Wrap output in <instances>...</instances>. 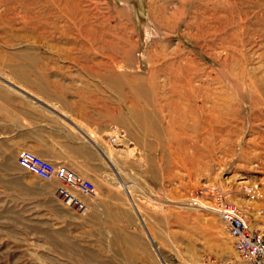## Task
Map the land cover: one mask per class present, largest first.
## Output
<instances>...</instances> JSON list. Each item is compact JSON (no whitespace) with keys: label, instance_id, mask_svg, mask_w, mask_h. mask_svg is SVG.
Here are the masks:
<instances>
[{"label":"rangeland","instance_id":"obj_1","mask_svg":"<svg viewBox=\"0 0 264 264\" xmlns=\"http://www.w3.org/2000/svg\"><path fill=\"white\" fill-rule=\"evenodd\" d=\"M0 76L114 141L83 210L0 117V264H243L206 208L264 230V0H0Z\"/></svg>","mask_w":264,"mask_h":264},{"label":"crops","instance_id":"obj_2","mask_svg":"<svg viewBox=\"0 0 264 264\" xmlns=\"http://www.w3.org/2000/svg\"><path fill=\"white\" fill-rule=\"evenodd\" d=\"M68 94H63L66 100L52 99L17 78L0 76V117H35L22 120L19 127L10 124L16 133L25 135L26 144L21 150L65 164L83 178L94 179L99 172L105 173L103 158L113 148V136L103 140L112 121L98 119L95 114L91 119L83 118L66 103L70 101ZM23 106L29 111L23 113Z\"/></svg>","mask_w":264,"mask_h":264},{"label":"built area","instance_id":"obj_3","mask_svg":"<svg viewBox=\"0 0 264 264\" xmlns=\"http://www.w3.org/2000/svg\"><path fill=\"white\" fill-rule=\"evenodd\" d=\"M16 162L20 168L41 179L59 181L56 193L65 198L68 205H77L85 210L77 195H92L94 185L89 179L83 178L65 164L54 163L27 149L17 153ZM191 203L199 205L196 199H192ZM208 206L205 208L216 213L224 223L243 264H264V230L252 229L235 206L223 202Z\"/></svg>","mask_w":264,"mask_h":264},{"label":"water","instance_id":"obj_4","mask_svg":"<svg viewBox=\"0 0 264 264\" xmlns=\"http://www.w3.org/2000/svg\"><path fill=\"white\" fill-rule=\"evenodd\" d=\"M36 100V99H35ZM70 122V121H69ZM122 183V182H121ZM122 185L124 186V184L122 183Z\"/></svg>","mask_w":264,"mask_h":264}]
</instances>
